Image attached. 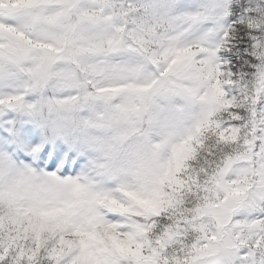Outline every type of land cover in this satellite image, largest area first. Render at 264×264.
I'll return each mask as SVG.
<instances>
[{
  "label": "snow or ice",
  "instance_id": "1",
  "mask_svg": "<svg viewBox=\"0 0 264 264\" xmlns=\"http://www.w3.org/2000/svg\"><path fill=\"white\" fill-rule=\"evenodd\" d=\"M0 264H264V0H0Z\"/></svg>",
  "mask_w": 264,
  "mask_h": 264
}]
</instances>
